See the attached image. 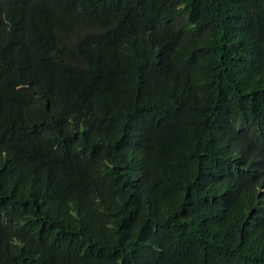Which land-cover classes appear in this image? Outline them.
Segmentation results:
<instances>
[{
    "label": "trees",
    "instance_id": "16d2710c",
    "mask_svg": "<svg viewBox=\"0 0 264 264\" xmlns=\"http://www.w3.org/2000/svg\"><path fill=\"white\" fill-rule=\"evenodd\" d=\"M0 264H264V0H0Z\"/></svg>",
    "mask_w": 264,
    "mask_h": 264
}]
</instances>
